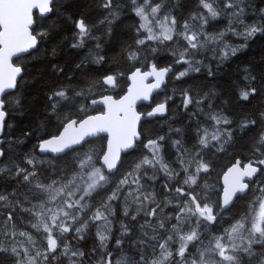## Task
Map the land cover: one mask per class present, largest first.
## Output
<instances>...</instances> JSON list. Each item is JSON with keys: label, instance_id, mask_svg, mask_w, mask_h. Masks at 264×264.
<instances>
[{"label": "snow or ice", "instance_id": "obj_1", "mask_svg": "<svg viewBox=\"0 0 264 264\" xmlns=\"http://www.w3.org/2000/svg\"><path fill=\"white\" fill-rule=\"evenodd\" d=\"M129 2L133 12L141 21L136 30L138 36L141 32H145L146 35L135 40L137 47L127 51V58L136 60L140 48L146 46L149 41L160 45L174 41V37H182L185 42L183 49L173 51L172 55L176 57L175 63L187 64L188 68L179 72L176 79L188 75L189 71L199 72L205 65L196 57L202 53L211 51L212 59L220 61L234 56L240 49L226 41L225 37L228 33L243 36L245 42L257 33H264V25H245L243 32L237 30L235 25L242 22L244 11L239 0H224L222 9L217 5V0H199V6L203 11L193 13L189 20H185L182 32L176 30L177 20L174 15L166 13L160 18L162 8L167 6L162 2L157 0H129ZM53 3L54 0H0V93L15 88L16 77L21 72L20 67H14L10 63L11 57L17 53L27 52L37 44V37L31 31L34 23L33 9L38 8L41 14L50 13L53 11ZM98 6L108 13L100 23H111L119 8L116 0H99ZM222 14H228L234 17V20H229L225 30L210 34L207 31L210 20H216ZM75 27L77 32L76 42L72 44L73 48L83 47L86 39H96L92 37V28L83 17L75 22ZM100 48L98 42L96 54L90 61L98 66L105 63V56L100 54ZM151 50L156 51L155 48ZM79 67L81 65L78 64L77 68ZM171 70V66L157 69L156 65H153L151 72L141 74L137 68L132 74L135 90L129 89V95L120 100H114L112 96L106 95H102L97 100L92 95L93 89L115 87L116 73H105L86 91L59 87L48 95L47 120L58 122L59 128L63 130L60 131L58 128L57 134L49 138L40 137L35 148L39 153L57 155L46 158L42 156L39 160L31 155L26 157L25 163L30 165L31 169L19 165L7 169L0 168V180L17 183V187L10 193L0 190V202H8L12 205V210L0 218V264H61V258L68 259L69 264H82L85 253L71 247L70 243H65V234L74 232L75 238L82 240L84 239L82 233L89 224L102 221L104 226L110 225L109 216L116 214L113 202L119 201L121 196L125 205L123 209L125 217L129 216V201L137 206V214L143 213L145 222L140 227L142 230L151 228L152 233L149 235L144 231V237L147 239L142 238L141 242L145 245H153L152 253L155 258L149 261L144 252L140 251L135 256L118 259L113 251H106L99 264H244V258L249 262L255 260L257 264H264V251H256V248L264 249V226H262L264 202L261 203L262 211L259 218L253 219L250 227L247 219L238 220L229 228H224L219 235L212 236L209 246L203 247L207 230L210 226L214 227L222 218L223 212L232 202V197L249 188L247 183L242 182L243 178L253 177L258 172L264 175V168L253 166V163L249 162L241 169L237 161V165L229 170L233 175L229 186L224 190L222 204L214 206L208 202L207 186L201 188L198 182L201 173L206 174L210 171V165L204 159L202 150L207 148L223 150L231 142L233 130L222 126L230 125L232 122L220 113H209L208 119L213 121L212 131L197 127L198 147L192 150L195 153L194 157L185 149L180 139L173 141L177 153L175 163L179 166V171L170 166L161 155L164 136L149 138L145 142L141 139V133L137 131V123L141 117L134 111L135 100L141 97L147 99L148 92L152 88H158L164 76ZM208 75H214L210 66H208ZM148 76H155L156 82L145 86L143 82ZM246 79L254 81L255 77L249 76ZM256 93L255 87L248 86L241 90L239 95L242 100H248ZM207 99V95L201 99H194L186 91L183 105L185 110L189 105H195L197 111L203 112L201 105ZM89 101L92 105L97 103L105 105L106 111L80 119L79 113L86 111ZM209 107H211L210 103ZM165 111L166 106L161 103L147 115L154 116ZM8 115L6 99L0 96V133L4 130ZM192 115L195 116L196 113L193 112ZM257 123L255 119H245L239 125V129L243 132L255 127ZM259 124L264 126V113L260 115ZM170 131L179 133L180 129ZM101 132L108 134L107 149L100 154L102 164L93 152L80 150L88 143L86 137ZM137 142L148 151V154L120 178L101 207L88 215L91 210L89 199L93 193L106 190L110 177L119 170L118 164L122 166L121 152L134 150ZM252 150L254 155L258 154L257 165H264V131L258 134ZM69 152L75 153L71 168L67 167L66 157ZM4 155L3 148H0V158ZM62 163L64 167H61ZM97 164L100 166L97 167ZM38 165L41 166V171L37 170ZM43 165L47 167L43 168ZM150 169L163 172L168 180L180 177L181 173L184 174L183 179L177 180L175 184L166 181L162 185L166 196L164 202H157L155 190L148 191L145 188L144 180L155 179V175L149 176ZM44 172L48 174L47 180L41 179ZM22 187L26 188V191L21 192ZM198 188L200 191H197ZM259 191L264 193V187ZM169 196L176 201L174 215L163 214L164 209L173 204V199H167ZM17 208L31 217L28 225L37 233H42L45 241L42 248H35V241L29 232H17L14 220V212ZM215 208H219L220 211L216 212ZM82 216H87V220H83ZM131 219L135 221L136 215H132ZM173 220L176 223H172ZM189 224L194 226L185 231ZM121 229L125 234L130 232L128 226L123 223ZM105 231H108L107 227ZM97 236L100 247L106 248L105 242L109 237L101 233L99 226ZM18 237H24L25 240L21 241ZM237 240L240 243H237ZM177 241L178 247L173 251ZM122 243V239H116L117 251ZM189 245L197 249L195 254L190 253ZM197 245L201 248H197ZM157 249H159L158 255ZM92 251L95 252L96 249L93 248Z\"/></svg>", "mask_w": 264, "mask_h": 264}, {"label": "trees", "instance_id": "obj_2", "mask_svg": "<svg viewBox=\"0 0 264 264\" xmlns=\"http://www.w3.org/2000/svg\"><path fill=\"white\" fill-rule=\"evenodd\" d=\"M116 2L119 8L111 23H100L108 13L98 6L99 0H54L53 11L47 17L40 18L34 14L35 26L32 33L37 37V47L28 55L13 62L22 69V76L17 81L15 90L4 96L9 115L6 117L4 130L0 133V147L5 152L4 157L0 160V168L7 169L19 165L31 169V166L25 163L26 157L35 156L37 160L42 157L36 151L37 142L40 137L49 138L51 135H56L59 128L58 122H49L46 117L49 103L47 97L54 89L67 87L77 91H86L105 73H116L115 87L93 89L92 95L96 98L103 94H109L118 98L125 92L127 75L134 69L146 70L153 65H156L157 68L171 66L173 72L168 77L163 92L152 98L154 104H165L166 113L163 117L141 123L139 128L141 139L146 142L149 138L155 139L158 136H164L161 155L170 166L179 171V166L175 163L177 153L173 141L180 139L185 149L194 157L195 153L192 150L194 147H198L197 127L212 131L213 121L208 119V114L220 113L226 116L232 123L222 127L233 130L232 140L223 150L216 148L202 150L204 159L210 165V171L206 174L201 173L198 181L201 188L207 186L208 202L214 206L220 204V178L226 169L237 160L241 166L252 162L253 166L264 168V165H257L258 154L254 155L252 150V145L258 134L264 131V126L259 124L260 115L264 113V33H257L247 42L243 36L228 33L225 37L226 41L240 49L234 56L220 61L212 59L211 51L202 53L196 59L202 60L205 66H202L199 72L189 71L188 75L176 79L179 72L188 68L187 64L175 63L176 57L172 55L173 51L183 49L185 43L183 38L174 37V41L160 45L149 41L146 46L140 48L136 60H129L127 51L135 49L137 47L135 40L143 38L146 33L141 32L138 36L136 30L141 21L133 12L129 0H116ZM157 2L167 5L162 8L159 14L160 18L166 13L176 17L177 32H182L185 20H189L193 13L203 11L199 6V0H157ZM223 3L224 0H217L220 9L223 8ZM239 3L244 9L241 17L242 22L235 25L239 32L245 30V25H264V0H239ZM81 17L91 26L92 37L96 39H86L83 47L73 48L72 44L76 42L77 32L75 22ZM230 19L234 20V17L222 14L218 19L210 20L207 31L210 34H216L225 30ZM109 31H111V35H109ZM98 42L101 46L100 54L105 56V63L99 66L90 62L92 56L96 54ZM153 48L156 49L155 52L151 50ZM78 64L81 67L77 68ZM208 66L211 67L214 75H208ZM249 76H254L255 80H247L246 77ZM248 86L255 87L257 93L248 100H242L239 93ZM186 91L194 99H201L207 95L208 99L201 105L203 112L197 111L195 105H189L185 110L183 99ZM209 103L211 107H209ZM144 107L146 108V106H139L138 112L145 114L142 113L145 112ZM99 111L98 108L91 109L88 103L86 111L79 113V118L82 119ZM193 112L196 113L195 116L192 115ZM245 119H255L258 123L255 127L241 132L239 125ZM171 129H180V132L170 131ZM105 142V137H97L84 144L80 150L91 151L100 159ZM147 154L148 151L138 142L134 150L121 158L122 166L119 165V170L110 177V183L106 186V190H98L89 199L91 210L88 215H91L96 208L101 207L120 178ZM74 156L75 153H68L67 167L71 168ZM64 166L62 163L61 167ZM42 167L46 168L47 165ZM37 170L41 171V166L38 165ZM148 174L149 176L155 175V179L144 180L147 183L145 188L148 191L155 190L157 202L166 200L162 185L166 181L175 184L177 180H182L184 175L181 173L180 177L168 180L163 172L150 169ZM41 179L47 180L48 174L44 172ZM16 187L17 183L14 181L0 180V190L10 193ZM261 187H264V175L258 173L249 184L248 192L242 197H237L231 207L223 212L218 223L214 227L210 226L207 230V238L203 239V247L209 246L212 236L219 235L224 228H229L236 221L247 219L250 227L252 220L259 218L262 211L261 202L264 201V193L259 191ZM20 191L24 192L26 188L22 187ZM197 191L200 189L198 188ZM171 197L169 196L167 199H171ZM175 203L176 201L173 199V204L166 207L163 214L174 215ZM113 206L116 209V214L109 216L111 223L108 231H101L99 223L96 222L88 225L82 233L84 236L82 240L76 239L74 232L66 233L65 243H70L71 247L78 248L85 253L82 264H99L106 251H113L118 259L135 256L138 252L143 251L146 259L153 260L155 258L152 253L153 245H145L141 242L142 238L147 239L144 237V231H147L149 235L152 233L151 228L142 230L140 227L145 222L143 213L137 214L129 203V216L125 217L123 215L125 207L123 196L119 201L113 202ZM11 210L10 203L0 202V218H3ZM214 210L219 212V208ZM132 215H136L135 221L131 219ZM30 219L28 214L22 213L18 208L15 209L14 220L17 232H29L35 241V248H42L45 243L42 233H37L28 225ZM82 219L87 220V216H82ZM122 223L128 226L129 233H123ZM172 223H176V221L173 220ZM98 226L101 233L109 237L105 242L106 248L100 247L97 236ZM193 226L194 224H189L185 231ZM118 238L122 239L123 243L117 251L116 239ZM18 239L25 240L24 237H18ZM175 247H178V242L173 246V251ZM93 248L96 249L95 252L92 251ZM197 248H201V246L197 245ZM189 249L191 254H195L197 251L192 245H189ZM156 251L158 255L159 249ZM256 251L262 252L264 249L256 248ZM61 264H69V260L61 258ZM244 264H257V262L255 260L249 262L247 258H244Z\"/></svg>", "mask_w": 264, "mask_h": 264}, {"label": "water", "instance_id": "obj_3", "mask_svg": "<svg viewBox=\"0 0 264 264\" xmlns=\"http://www.w3.org/2000/svg\"><path fill=\"white\" fill-rule=\"evenodd\" d=\"M50 13H51V12H50ZM50 13H44V14H41L38 8L33 9V12H32V14H33V19H34V14H37L40 18H44V17H47ZM34 26H35V23H33L32 27H31V31H32V29L34 28ZM37 43H38V40H37ZM36 47H37V44H36V46H35L34 48L29 49L27 52H21V53L14 54V55L11 57V59H10V63L13 65V63H12L13 60L28 55V54H29L31 51H33ZM13 66H14V67H17V66H15V65H13ZM152 67H153V66H150V67H148L146 70H142L141 68H138V69L140 70L141 74H143V73L151 72V71H152ZM136 69H137V68H136ZM136 69H134L133 71H131V72L127 75V87H126V91H125V93L122 94L121 96H119L118 98H114V97H112L114 100H120V99H122L124 96L129 95V89H133V90H135V82H134L133 79H132V74H133V72L136 71ZM157 69H160V68H157ZM171 69H172V70L164 76V78H163V82L160 84V86H159L158 88H152L151 91L148 92L147 99H144L143 97H141L140 99H136V100H135V103H134V106H133V107H134V111H135L138 115H140V117H141V119H140V120L138 121V123H137V131H138V132H139V128H140V125H141L142 122H144V121H149V120H153V119H155V118H157V117H163V116L165 115L166 111H165L163 114H156V115H154V116H148L147 113L143 115V114H141V113L138 112L137 108H138L140 105H149V104L151 103L152 97H153L154 95L163 92V87L166 85L168 77H169V76L172 74V72H173V68H172V67H171ZM21 76H22V69H21V72H20V73L17 75V77H16V85H17V81L19 80V78H20ZM155 82H156V78H155V76H148V77L144 80L143 83H144L145 86H148V85H152V84H154ZM106 87L111 88L112 86H106ZM15 88H16V87H15ZM15 88H13V89H6L4 93H0V96L4 97L6 94H8V93H10V92H13V91L15 90ZM106 96H109V95H106ZM100 98H101V97H98V98H96V99L99 100ZM89 105H90L91 107H100V108L103 109V112L106 111V106L103 105V104L97 103L96 105H92V104L89 102ZM158 105H159V104H157L156 106H154V107L151 109V111H153V109H155ZM151 111H150V112H151ZM101 113H102V112H101ZM101 113H96V114H92V115H88V116L99 115V114H101ZM148 113H149V112H148ZM88 116L84 117L83 119H86ZM62 130H63V129L61 128L60 131H62ZM100 136L106 138L105 148H104V151H106V149H107V138H108V134H107V133H104V132L97 133L96 135L86 137L85 139L89 142V141H91L92 139H94V138H96V137H100ZM38 143H39V142H38ZM137 143H138V142H137ZM36 151H37V153H38L39 155H41V156H44V155L55 156V155H57L56 153H39V152H38V149H37ZM104 151H103V152H104ZM131 151H132V150H128L127 153H130ZM127 153H125V152H121V158H122L124 155H126ZM0 160H1V158H0ZM99 161H100V164H102V162H103V161H102V156L100 157ZM237 161H238V160H237ZM237 161H236L232 166H230L228 169H226L225 172L221 175V178H220L221 192H220V196H219L220 204H222V202H223V194H224V190H225L226 187L229 186L230 181H231V177H232V175H233V173H230L229 170L232 169V168H234V167L237 165ZM118 166H119V164H118ZM239 167H240L241 169L244 168V166H241V165H240V162H239ZM115 173H116V172H115ZM258 173H259V172H258ZM258 173H257L255 176H253V177H244L242 182H243V183H247V184L249 185V184L252 182V180L258 175ZM226 177H227V180H226ZM248 189H249V188H248ZM248 189H246L245 192H243V193H237L234 197H232V202H231V204L228 206L227 210L231 207V205L233 204V202L235 201V199H236L237 197H242V196H244V195L248 192ZM227 210H225V211H227ZM219 211H220V209H219Z\"/></svg>", "mask_w": 264, "mask_h": 264}, {"label": "rangeland", "instance_id": "obj_4", "mask_svg": "<svg viewBox=\"0 0 264 264\" xmlns=\"http://www.w3.org/2000/svg\"><path fill=\"white\" fill-rule=\"evenodd\" d=\"M150 19H151V17H150ZM156 30H157V31L159 30L158 26L156 27ZM210 132H211V131H210ZM214 143H215V142H214ZM97 166L99 167L100 165H97ZM143 183H144V185H145V187H146V186H147V183H145L144 181H143ZM133 187H135V186L133 185ZM171 199H172V197H171ZM262 202H264V201H262ZM262 202H261V203H262ZM129 203L132 205L134 211H136V207H137V206H136L135 204H132L131 201H129ZM260 207H261V206H260ZM261 210H262V209H261ZM98 223H99V226H100V230H101V231L105 230V227H107V228L109 227V225H108V226H104L102 221H98ZM177 242H178V241H177ZM236 242H237V243H240L239 240H237Z\"/></svg>", "mask_w": 264, "mask_h": 264}, {"label": "flooded vegetation", "instance_id": "obj_5", "mask_svg": "<svg viewBox=\"0 0 264 264\" xmlns=\"http://www.w3.org/2000/svg\"><path fill=\"white\" fill-rule=\"evenodd\" d=\"M111 88H113V87H111ZM104 95V94H103ZM158 103H156V104H154V103H152V101H151V103L149 104V105H143V106H146V108H145V112H142V113H148V112H150L151 111V109L154 107V106H156ZM100 110L101 111H99V112H103V109L102 108H100ZM99 112H96V113H99ZM61 129V128H60ZM59 129V130H60ZM38 143V142H37ZM37 145V144H36ZM37 150V149H36ZM48 156V155H47ZM43 157H46V156H43Z\"/></svg>", "mask_w": 264, "mask_h": 264}, {"label": "bare ground", "instance_id": "obj_6", "mask_svg": "<svg viewBox=\"0 0 264 264\" xmlns=\"http://www.w3.org/2000/svg\"><path fill=\"white\" fill-rule=\"evenodd\" d=\"M232 166V165H231Z\"/></svg>", "mask_w": 264, "mask_h": 264}]
</instances>
